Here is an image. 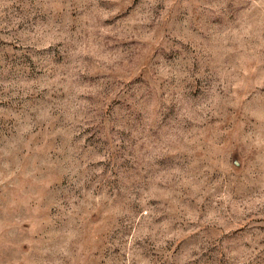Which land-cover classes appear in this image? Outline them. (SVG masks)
I'll return each instance as SVG.
<instances>
[{
	"label": "rangeland",
	"instance_id": "rangeland-1",
	"mask_svg": "<svg viewBox=\"0 0 264 264\" xmlns=\"http://www.w3.org/2000/svg\"><path fill=\"white\" fill-rule=\"evenodd\" d=\"M0 264H264V0H0Z\"/></svg>",
	"mask_w": 264,
	"mask_h": 264
}]
</instances>
